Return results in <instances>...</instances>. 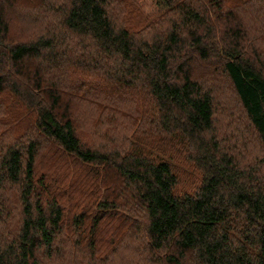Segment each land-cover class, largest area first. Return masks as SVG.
Segmentation results:
<instances>
[{
	"label": "trees",
	"instance_id": "1",
	"mask_svg": "<svg viewBox=\"0 0 264 264\" xmlns=\"http://www.w3.org/2000/svg\"><path fill=\"white\" fill-rule=\"evenodd\" d=\"M0 264H264V0H0Z\"/></svg>",
	"mask_w": 264,
	"mask_h": 264
},
{
	"label": "rangeland",
	"instance_id": "2",
	"mask_svg": "<svg viewBox=\"0 0 264 264\" xmlns=\"http://www.w3.org/2000/svg\"><path fill=\"white\" fill-rule=\"evenodd\" d=\"M130 3H131V1H130ZM131 6H132V4H131ZM129 10L132 11V8L130 7ZM129 18H131L132 20H136L135 12H132ZM250 19L252 20L251 17L247 20L248 24L251 23ZM15 26H18V24L15 23ZM77 114L79 116V125H80V127H82V130H83V128L85 127L84 123L87 122V121H90L89 117L86 116V112H85V110L83 108L77 109ZM91 128H92L91 126H88V127L85 128L87 133H90ZM83 134H84V130H83Z\"/></svg>",
	"mask_w": 264,
	"mask_h": 264
}]
</instances>
